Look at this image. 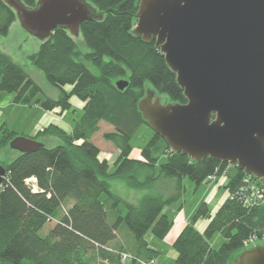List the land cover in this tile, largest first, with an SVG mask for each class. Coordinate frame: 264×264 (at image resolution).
<instances>
[{"label": "trees", "instance_id": "16d2710c", "mask_svg": "<svg viewBox=\"0 0 264 264\" xmlns=\"http://www.w3.org/2000/svg\"><path fill=\"white\" fill-rule=\"evenodd\" d=\"M21 1L31 8L37 5V0ZM87 1L97 12L80 25L89 51L78 47L70 30L57 27L28 55L60 90L58 98H41L42 88L26 67L0 49V91L12 93L15 103L40 104L63 114L72 108L73 96L84 102L83 114L71 129L50 124L33 136L54 135L62 143L41 144L34 151L18 152L8 163L0 162L5 168L0 182V264H120L123 253L155 258L158 251L150 246L147 233L164 239L173 226L165 208L181 198L184 178L198 187L210 175H225L229 196L215 212L206 201L197 207L174 242L177 263L232 264L236 253L247 250L246 242L264 237V203L246 206L238 196L231 198L247 178L244 170L228 161H196L173 151L144 118L138 104L148 85L168 94L172 102L187 98L155 40L134 34L140 0ZM16 19L15 9L0 0V35H7ZM120 80L127 81L122 89L117 86ZM101 121L113 128L103 137L118 153L114 171L91 141ZM17 135L2 123L0 152ZM135 144L139 158L132 156ZM31 177L37 190L26 182ZM170 177L177 182L173 193L152 189ZM118 178L145 192L136 200L124 198L111 190L110 181ZM201 219L209 220L203 232L196 226ZM216 234L225 239L218 248L211 243Z\"/></svg>", "mask_w": 264, "mask_h": 264}, {"label": "water", "instance_id": "95a60500", "mask_svg": "<svg viewBox=\"0 0 264 264\" xmlns=\"http://www.w3.org/2000/svg\"><path fill=\"white\" fill-rule=\"evenodd\" d=\"M6 1L41 40L57 27L79 35L97 16L87 0H37L32 8ZM134 34L155 40L187 98L162 103L148 87L138 107L149 126L175 152L228 161L264 182V0H140ZM41 144L26 135L10 142L19 152ZM4 173L0 164V182ZM237 264H264V244Z\"/></svg>", "mask_w": 264, "mask_h": 264}, {"label": "rangeland", "instance_id": "374dc122", "mask_svg": "<svg viewBox=\"0 0 264 264\" xmlns=\"http://www.w3.org/2000/svg\"><path fill=\"white\" fill-rule=\"evenodd\" d=\"M73 36L78 44V47L81 50H83L84 52H87L90 50V47L85 43L83 36L81 34L73 35ZM41 43H42V40L40 38L29 33L27 30H25L22 27L21 22L18 17L16 21L10 27L9 33L4 36L0 35V49L10 54L15 60L22 63L26 68L28 67L33 78L37 81V83L42 88V94L40 95V97L43 98L44 96H48L51 98H56L60 90L57 87L50 84L47 81L44 73L39 68L34 66L28 59V55L33 52H36L40 48ZM88 64L94 72L99 71L97 67L91 65L90 63ZM148 87L151 88V86L148 85L146 86V89H148ZM155 93H156V97H158L162 103L172 102L168 94H165V93L158 94L156 91ZM12 95H13L12 93L0 91V118H1L0 125L2 123H6L9 126H12L16 130H18V132L21 133V134L18 133L19 135H23V133L25 132L23 131V127L29 125L28 124L29 122L27 120L28 114L26 110H24L27 108H23V107L20 108L18 106H16L17 108H13L12 105L8 104V99ZM72 99L78 102H74V100L72 102V100H70L71 103H73L72 108L66 110L63 113L64 125L68 128H71L73 124L75 123V121L78 120L83 114L84 102L76 96H73ZM80 103H82L81 106H80ZM112 130L113 128L111 127V125H109L108 123L104 121H101L99 123V129L96 131V133H94V135L91 138V141L97 147L100 148L101 150L100 158L101 159L107 158L110 163V170L114 171V162L117 158L118 153L115 148V145L111 141L105 140V138L103 137L105 132L112 131ZM24 134H27V133H24ZM36 140L42 143L44 141L45 144H47V146L49 147L59 144L56 136H52V135L42 136ZM60 142L62 143L61 140ZM18 152H19L18 150L12 148L11 146L3 149L0 152V162L2 164L10 162L18 154ZM132 156L138 157V158L141 156L140 148L138 147L137 144H135V147L132 151ZM183 182L185 184L184 186L185 189L183 191L181 198L178 201L174 202L173 204L166 206L165 208V212H167L171 218H175V212L179 211V207H181L182 205H185L184 208L186 212H191L194 208H196L195 207L196 204H199L200 201H202V198L204 196L206 197L208 194V192L206 193L203 189H198L196 184L193 181H191L188 177H185ZM110 183H111V190L113 192L118 193L119 195L127 199L128 198L132 199L134 196H136L137 193L145 192L144 190H141V189L131 188L127 183H125L123 180L119 178L112 179ZM176 183L177 182L175 178H171V177L163 178L157 181L153 185L152 189L164 195H169L175 191ZM206 184H207V181H204L202 183V186L204 187ZM221 191H223L224 193H227L229 196V191L227 189L221 188ZM221 204L218 205V207H216V203L212 202V205H210V207L215 212L221 206ZM119 210L122 213H124L126 211L125 206L121 204L119 207ZM205 220L208 222V219H205ZM151 236L155 237L151 232H148L146 235V238L151 237ZM155 239L158 240V238L156 237ZM224 241H225L224 237L219 234L214 235V237L211 239V243L215 248L220 247V245ZM263 243H264V237L252 239L250 242H248L247 245L245 244V248L250 249L256 245L263 244ZM241 253H242V250L235 254L234 261H232V264H237L238 257Z\"/></svg>", "mask_w": 264, "mask_h": 264}, {"label": "crops", "instance_id": "0c3cea01", "mask_svg": "<svg viewBox=\"0 0 264 264\" xmlns=\"http://www.w3.org/2000/svg\"><path fill=\"white\" fill-rule=\"evenodd\" d=\"M26 69L29 72V74L32 76L28 67ZM56 95H57V93H56ZM59 96H60V92L56 98H58ZM56 98H54V99H56ZM71 100L73 102L74 99L71 98ZM74 102H78V101L74 100ZM8 104L12 105L13 108H17L16 106H18L20 108L21 107L27 108L24 110H26V112L28 114L27 120L29 122L28 123L29 125L23 127V131H25L24 133H27V134L23 133V135L33 137L39 130H42L43 128H45L46 126H48L50 124H57V125L63 126L66 129H71V128H68L64 125V119H63L64 115L63 114H59L56 111H46L45 109L42 108V106L40 104H33L31 106L17 104L14 102V96L13 95L11 97H9ZM81 105H82V103H80V106ZM0 121H1V118H0ZM6 121H7V119H6ZM9 127L11 129H13L14 131H16L17 133H19L18 130H16L14 127H12V126H9ZM19 134H21V133H19ZM52 136H54V135H52ZM56 138L58 139V143H61L60 142L61 139L57 136H56ZM43 143L45 144L44 141H43ZM222 177H224V178H222ZM226 180L227 179L225 176L216 177L212 180H206L207 184L204 187L201 184L197 188L203 189L206 193L208 192V194L206 197L204 196L202 198V201H200L199 204H196V206H195L196 208H194L191 212H186V210L184 208L185 205H182L181 207H179V211L175 212V218H172L173 219V226L164 239H158L157 240V239H155V237H152V236L147 238L149 243H150V246L158 251V255L154 258L156 261V264H178L177 263V253H176V250L173 246L175 240L177 239L179 234L182 232V230L184 229L186 224L190 221L195 210L197 209V207L202 202L206 201L209 204V206L212 205V202L213 203L215 202L216 207H218V205H220L221 203L223 204L225 202V200L228 197V194L221 191V188H225ZM141 194H143V193H137L136 196H134L132 199L130 198V200H136ZM208 223H209V220H208V222L205 219L199 220L196 224L197 229L200 230L201 232H203L205 230L206 226L208 225ZM120 239L121 238L119 237L118 240H120ZM132 263L133 262L131 259H128L126 262V264H132ZM94 264H109V263L105 262V261H102V262L98 261Z\"/></svg>", "mask_w": 264, "mask_h": 264}, {"label": "built area", "instance_id": "2783aa9c", "mask_svg": "<svg viewBox=\"0 0 264 264\" xmlns=\"http://www.w3.org/2000/svg\"><path fill=\"white\" fill-rule=\"evenodd\" d=\"M225 176V175H223ZM216 178L215 175H210L208 177L209 180ZM27 184H29L33 190H37L36 178L31 177L26 180ZM231 198L238 196V198L243 201L246 206H254L264 203V182L257 178H253V176H247L244 179L243 185L238 189L236 194H231ZM250 242V241H248ZM246 242V245L248 244ZM127 259H132V264H156L154 258L150 259H142L135 258L131 254L123 253L121 256L120 264H126Z\"/></svg>", "mask_w": 264, "mask_h": 264}]
</instances>
